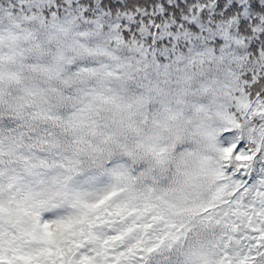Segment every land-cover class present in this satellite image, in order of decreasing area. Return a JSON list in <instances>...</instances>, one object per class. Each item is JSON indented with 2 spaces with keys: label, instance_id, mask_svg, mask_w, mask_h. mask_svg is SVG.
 <instances>
[{
  "label": "snow or ice",
  "instance_id": "snow-or-ice-1",
  "mask_svg": "<svg viewBox=\"0 0 264 264\" xmlns=\"http://www.w3.org/2000/svg\"><path fill=\"white\" fill-rule=\"evenodd\" d=\"M0 264H264V0H0Z\"/></svg>",
  "mask_w": 264,
  "mask_h": 264
}]
</instances>
